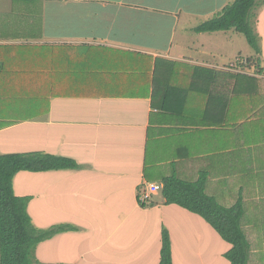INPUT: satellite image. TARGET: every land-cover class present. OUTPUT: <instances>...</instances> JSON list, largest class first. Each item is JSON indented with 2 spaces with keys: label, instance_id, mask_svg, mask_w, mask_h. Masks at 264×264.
I'll return each instance as SVG.
<instances>
[{
  "label": "crops",
  "instance_id": "obj_1",
  "mask_svg": "<svg viewBox=\"0 0 264 264\" xmlns=\"http://www.w3.org/2000/svg\"><path fill=\"white\" fill-rule=\"evenodd\" d=\"M196 2L190 17L227 4ZM167 8L0 0V154L77 165L13 177L32 224L61 225L36 246L40 263L158 264L166 228L173 264H229L231 245L200 215L166 204L162 187L140 200L149 183L205 173V192L223 206L218 198L237 184L247 264H264V6L253 20L259 62L249 67L255 54L234 63L224 48L235 30L194 32L199 23ZM63 242L68 253L41 256L42 245Z\"/></svg>",
  "mask_w": 264,
  "mask_h": 264
},
{
  "label": "trees",
  "instance_id": "obj_2",
  "mask_svg": "<svg viewBox=\"0 0 264 264\" xmlns=\"http://www.w3.org/2000/svg\"><path fill=\"white\" fill-rule=\"evenodd\" d=\"M256 0H233L224 5L212 18L192 27L194 32H213L233 29L242 33L254 50L252 60L259 62V37L251 24ZM74 160L45 152H14L0 154V264H66L40 263L35 248L43 240L59 233L61 225L37 228L27 212L29 196H19L13 190V177L21 170L47 171L76 168ZM205 173L196 180L186 181L176 175L165 177L162 196L166 204H177L200 215L219 236L231 246L224 253L229 264H247L249 245L240 226L243 214L241 199L231 206L219 204L205 192ZM158 264H173L171 241L166 228L161 230Z\"/></svg>",
  "mask_w": 264,
  "mask_h": 264
},
{
  "label": "rangeland",
  "instance_id": "obj_3",
  "mask_svg": "<svg viewBox=\"0 0 264 264\" xmlns=\"http://www.w3.org/2000/svg\"><path fill=\"white\" fill-rule=\"evenodd\" d=\"M153 2H159L162 3V5H165L166 7L170 8V7H176L174 9H168V10H177L178 12H182V16H187V21L186 23L188 24H197L200 23L208 18H212L214 15H210L209 13L204 12L205 17H190V14L192 13L191 9H194L197 6V2L196 0H151ZM216 1V0H213ZM225 1V0H224ZM233 0H227V4L231 3ZM218 5H222L223 0H217ZM257 5H255V7H253L252 9V14L253 17L250 19V22L252 24L253 20H254V16H255V10L257 8H259L260 6H264V0H256ZM257 6V7H256ZM259 6V7H258ZM187 9V10H185ZM191 12L190 14H188L189 11ZM253 25V24H252ZM253 27L255 28V26L253 25ZM231 36L229 37V41H227L224 44V48H228L231 52V60H233L232 62L237 63L235 58H241L242 60L245 59V57L247 58L248 56L254 54V50L253 48L249 45V43L247 42L245 36L240 33V32H236L233 31L231 32ZM260 45V44H259ZM244 57V58H243ZM246 67L251 66L250 64H253L254 61L252 60V58H247L246 59ZM244 62V61H243ZM251 62V63H250ZM237 187V184H234L231 187V190L228 191L227 193H223L218 200L220 202H222L223 204L226 205H233L237 199H238V193H237V189L235 188ZM246 206H250L248 201H245ZM174 236L176 237V234L173 233ZM179 246L181 247V243L179 242ZM55 247H58L57 249H50L48 247H45L44 245H42V248L40 250V254L41 256H43L44 258H50V261L55 260L56 256H62L63 253L67 252L68 253V246L65 242H63L60 246L56 245ZM37 248V247H36ZM35 248V250H36ZM71 251V250H70ZM72 252V251H71ZM183 253L187 256V258H189V252L186 249H183ZM38 264V263H35Z\"/></svg>",
  "mask_w": 264,
  "mask_h": 264
},
{
  "label": "built area",
  "instance_id": "obj_4",
  "mask_svg": "<svg viewBox=\"0 0 264 264\" xmlns=\"http://www.w3.org/2000/svg\"><path fill=\"white\" fill-rule=\"evenodd\" d=\"M162 187L161 183H149L146 185V187L143 189V193L140 197L141 201H147L150 197V195L158 190H160Z\"/></svg>",
  "mask_w": 264,
  "mask_h": 264
}]
</instances>
